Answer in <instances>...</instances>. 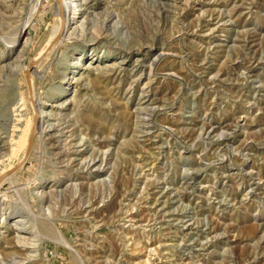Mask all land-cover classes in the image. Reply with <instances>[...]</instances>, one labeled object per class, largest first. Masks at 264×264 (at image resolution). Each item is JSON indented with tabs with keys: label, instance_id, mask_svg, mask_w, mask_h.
<instances>
[{
	"label": "rangeland",
	"instance_id": "obj_1",
	"mask_svg": "<svg viewBox=\"0 0 264 264\" xmlns=\"http://www.w3.org/2000/svg\"><path fill=\"white\" fill-rule=\"evenodd\" d=\"M32 1L0 0V264H264V0H89L20 162Z\"/></svg>",
	"mask_w": 264,
	"mask_h": 264
},
{
	"label": "bare ground",
	"instance_id": "obj_2",
	"mask_svg": "<svg viewBox=\"0 0 264 264\" xmlns=\"http://www.w3.org/2000/svg\"><path fill=\"white\" fill-rule=\"evenodd\" d=\"M36 3H38V1L40 0H34L31 3V7L33 8V5ZM128 1V0H127ZM107 3V2H105ZM95 3H90L89 0H53L51 3L52 8H54L55 13L57 15V23L56 25H54V29L51 33V36L47 39V41L45 43H43L41 46V49H39L37 51V53H35V56H33V58H31L32 60L29 61V63L24 66V70L26 75H28L27 78V82L29 84V88H31V92H29V102L32 105L33 108V113H32V117L31 119L28 121V123L26 124V126L23 128L21 136L19 137V139L16 141V146H14L13 148V152H16V150L20 147H22V154L20 155V159L19 161L22 162L25 158V154H27L28 149L30 148V143L32 141V137L36 132H42L45 129V125H46V116L44 115V110L42 108V105L40 103V98H38L35 93H34V86H33V79L32 76L30 74V67L32 65H39L41 57H44V53H48L50 50H52L53 52H55V49L57 48L58 45H61L62 42H64L66 39H68V37H70V26L73 22L78 21V18L84 13L83 18L80 19V29H84L85 27V22L88 21V15H90L91 13H89L87 10L90 8L92 9L93 5ZM110 4V3H109ZM36 6V4L34 5ZM35 9V7L33 8ZM32 10V9H31ZM53 10V9H52ZM93 10V9H92ZM34 11V10H32ZM28 12V11H27ZM54 12V11H53ZM89 13V14H88ZM98 15V14H97ZM29 16V15H28ZM96 16V15H95ZM90 17V16H89ZM91 20V18H90ZM92 21V20H91ZM28 23L27 21L24 22V25ZM91 23V22H90ZM77 24V23H76ZM23 25V24H22ZM90 25V24H89ZM75 27V26H74ZM21 28V27H20ZM22 29V28H21ZM73 31V29H72ZM211 31V30H210ZM18 33L16 34L15 37V41H13L14 43L16 42L17 38H18ZM67 37V38H66ZM100 37V36H99ZM15 45H12L11 47H14ZM58 49V48H57ZM56 49V50H57ZM51 51V52H52ZM171 51V50H170ZM54 54V53H53ZM47 56V55H46ZM153 56V55H152ZM156 56V55H155ZM154 56V57H155ZM46 58V57H45ZM138 59V58H137ZM40 60V61H39ZM80 62V61H79ZM145 62V59H144ZM39 63V64H38ZM50 64V63H49ZM150 65V64H149ZM37 67V66H36ZM40 67V66H39ZM119 68V67H118ZM151 68V67H150ZM38 69V68H36ZM33 71V70H32ZM151 71V70H150ZM41 72V71H40ZM46 73V72H45ZM99 74V71H98ZM40 75V74H39ZM102 77V76H101ZM133 77V76H132ZM128 88V87H127ZM59 90V89H58ZM14 111V110H13ZM19 111V110H18ZM49 113V112H48ZM61 125V124H60ZM46 130V129H45ZM43 134V133H42ZM42 137V136H41ZM15 139V138H14ZM12 143V142H11ZM13 146V145H12ZM24 147V148H23ZM6 151V150H5ZM31 151V150H30ZM19 152V151H18ZM11 155V154H9ZM27 157V156H26ZM11 158V157H10ZM91 159V158H90ZM26 160V159H25ZM7 161V160H6ZM10 163V162H9ZM69 163V162H68ZM17 165V164H15ZM10 166V165H8ZM12 167V166H11ZM10 169V167H8V170ZM3 172L0 175V182L1 181V177H3V174L5 173L6 170H2ZM11 175V174H10ZM12 183V182H11ZM19 188V187H18ZM2 197H1V192H0V205L2 204ZM49 202V201H48ZM3 217V216H2ZM18 220V219H17ZM21 224V223H20ZM3 232V231H2ZM22 238V237H21ZM20 238V239H21ZM11 243V242H10ZM14 259V258H13Z\"/></svg>",
	"mask_w": 264,
	"mask_h": 264
}]
</instances>
